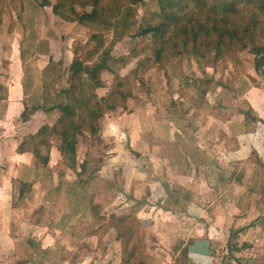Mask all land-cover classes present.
I'll list each match as a JSON object with an SVG mask.
<instances>
[{"label":"rangeland","instance_id":"1","mask_svg":"<svg viewBox=\"0 0 264 264\" xmlns=\"http://www.w3.org/2000/svg\"><path fill=\"white\" fill-rule=\"evenodd\" d=\"M84 1L0 0V31L7 35L5 40L21 29L19 35H41L63 45L51 57L47 47L37 46L47 50L33 69L45 68L43 76L49 82L53 79L54 91L45 90L44 100L43 96L39 100L45 110L58 108L56 102L71 103L68 98L61 101L55 88L71 84L67 76L71 65H64L67 50L72 62L75 56H83V46L95 30L67 20L62 13H71L72 8L91 13L94 4ZM160 1L134 4L132 26L112 46L113 30L103 33L105 47L112 50L108 70L101 75L106 85L97 92L106 95L122 78L131 92L125 106L119 103L100 118L101 132L83 127L76 151L67 149L59 168L48 170L47 156L39 155L42 171L37 174L36 170L35 179L30 177L23 185L29 190L37 184L35 193L31 189L21 198V180L9 187L0 210V264H264V115L249 110L252 105L238 95L235 80L246 74L249 63L255 65L254 47L233 50L225 46L216 51L208 46L206 50L207 44L199 40L201 54H195L190 52L195 42L182 39L184 34L172 40L179 46L159 41L154 32L139 34L164 20ZM222 1L212 7L202 5L197 11L220 9L222 13ZM249 1L236 4V27L243 24L248 11L251 16L257 11ZM190 2L185 0V5ZM115 3L104 0L103 7L109 10ZM119 3L123 10L128 1ZM54 6L62 13H56ZM209 32L217 36L212 26ZM255 35V44H263L264 32L256 29ZM10 48V44L0 48L3 68L9 62L5 57ZM19 51L20 57L13 60H20L25 48ZM246 75L252 77L249 72ZM258 81H264V76L252 77L253 84ZM33 112L28 109L4 123L13 133L27 132L30 127L25 122ZM242 112L256 120L252 128L244 129L254 139L252 147L247 146L249 151L240 142L234 143L225 127L229 115ZM129 113L142 115L147 125L134 145L131 131L138 132L141 125L135 120L134 127ZM34 119L32 124L42 120ZM108 120L113 123L110 128ZM99 132L114 139H92ZM55 135L28 138L26 142L32 145L23 149L32 151L48 142L50 150L52 140L58 142L59 134ZM125 146L129 151H123ZM62 147L63 143L60 152ZM191 254L211 257L212 263L197 262Z\"/></svg>","mask_w":264,"mask_h":264},{"label":"trees","instance_id":"2","mask_svg":"<svg viewBox=\"0 0 264 264\" xmlns=\"http://www.w3.org/2000/svg\"><path fill=\"white\" fill-rule=\"evenodd\" d=\"M115 1L116 3L109 10L103 7L104 0L84 1L83 4H94L91 13H80L74 8H72L71 13H62L58 6H54V11L62 13L67 20L77 21L89 29L95 30V33L90 36L88 44L83 46V49L86 50L85 54L75 56L70 66L71 84L64 92L71 103L60 104L58 108L61 111V116L57 123L53 127L43 126L38 132L39 135L49 136L59 134L63 143V147L60 148L62 153L67 149L74 153L78 143V134L83 133V127H89L93 132L100 131V118L106 113L116 110L120 106L119 103H123L122 105L125 106L131 96V92L127 90L122 78H119L118 83L106 95H100L97 92L98 88H104L106 85L101 75L105 70H108L106 64L111 54V46L122 38L126 34V30L132 26L133 23L130 21V17L134 12L133 5L140 0H127L128 4L123 6V10H120L119 0ZM209 1L191 0L190 3L185 5V0H161L160 8L165 16L164 20L159 21L156 25L151 24L141 30L139 34L145 35L154 32V36L158 37L159 41L165 40L174 46H179L176 41H172L174 37L184 34L182 39L185 38V41L192 40V42H195L192 46L193 50L190 51L195 54H201L199 40H203L207 44L206 50H208V46H211L216 51L223 49L225 46L227 48L229 46L233 50H238V48L244 50L253 45L255 68L259 74L264 76V43L255 44V30L258 29L260 32H264V15H258L257 13L258 11L264 13V0L249 1L251 2L249 6H255L257 11L252 16L248 11V14L244 17L245 21L239 27H236L237 23L234 18L236 17L235 13H237L236 4L242 0H225L222 13L220 9L209 13L203 9L197 11V7L202 5L212 7L216 6L217 3L223 4L222 0H214L213 4ZM196 26L197 29L194 28ZM209 26L217 30L216 37H213V33L209 32ZM109 30H113L114 38L111 41V46L105 47L103 33ZM204 37L209 38V41H204ZM212 38L217 39V41H212ZM221 39L224 40L223 44H219ZM182 47L185 49L187 45H182ZM156 54L159 56L160 52ZM142 64L147 65L146 61ZM28 138L33 139L34 136L31 135ZM24 142L19 149L26 146V140ZM45 144L48 145V142ZM39 148L32 151L40 158V150L37 151ZM25 189L26 187H23L21 194ZM230 238H233V235H230ZM230 251L232 253L233 249Z\"/></svg>","mask_w":264,"mask_h":264},{"label":"crops","instance_id":"3","mask_svg":"<svg viewBox=\"0 0 264 264\" xmlns=\"http://www.w3.org/2000/svg\"><path fill=\"white\" fill-rule=\"evenodd\" d=\"M7 30V29H6ZM3 35L2 43L0 45V48L5 45L10 44V54L6 56L7 67L3 68L1 66L4 64L3 60L0 59V210H1V204L4 200L5 196H8V189L9 187H13L14 182L21 180V186L19 189L20 197L23 198L25 194L33 189V192L35 193L36 185H32L33 188H28L29 190H24L21 194V190H23V185H25L30 177H35L37 174L42 171L41 168L38 166L40 165V159L37 157V155L32 151H25L23 149L22 151H19V147L22 144L24 140H26L31 135H36L39 130L47 125L50 127H53L60 115L61 111L58 108L45 110L44 104L40 103L39 100H41L40 97L43 96L44 100V94L45 90L47 91H54L52 88V82L47 81V77L43 76V72L45 68L40 69L38 72H35L33 67H36L39 65V63L42 61V59L45 56V52L47 49L50 50V57L52 54L55 53L56 49L60 50L58 46H63L61 42H56L55 39H45V37L41 35L37 36H27L25 34L19 35L21 33V29H19L18 35H16V32L12 36V38L8 37L9 39L5 40V33L0 31ZM7 36V35H6ZM5 41V43H4ZM60 41V40H59ZM38 43L36 45L35 43ZM48 45H47V44ZM45 46L47 49L43 50L38 47ZM19 47L25 48L24 54L21 56L20 60L16 61L13 60L12 57L19 56ZM68 51V61L69 64L64 62L65 66H70L72 63V58L69 60V54L70 50ZM1 53V52H0ZM7 53V52H6ZM64 53V50H63ZM33 54V58L30 56ZM35 54V55H34ZM42 56L39 60V56ZM30 58V59H28ZM38 63H33L38 61ZM49 62V61H48ZM3 70H6L5 72ZM70 71V67L68 69ZM245 73L250 75L252 77L259 78L260 74L257 72L255 65L252 63H249V66L247 69H245ZM46 71V70H45ZM46 73V72H45ZM242 74L239 77L235 78L237 80V86L239 87L238 95L243 96L252 106L249 107V110H253L257 112L259 116L264 115V81H262L260 84H253L252 77L250 78L248 75ZM70 78V75H67ZM61 80H65L64 75L61 77ZM261 80V78H260ZM68 87H63L58 89L55 87L58 91V93H61L60 100L63 101L64 97V91L67 90ZM47 88H52L47 89ZM42 101V100H41ZM56 102V99H54ZM67 101V100H66ZM64 101V102H66ZM57 105H60L61 102H56ZM56 105V106H57ZM48 106V105H46ZM31 109L34 110L33 114H31V117L26 120L25 123L28 124L30 129H28L27 132H20L13 133L11 131L10 126H7L4 123V120H14L15 117L18 115H22L26 110ZM248 110V108L246 107ZM225 110V109H223ZM226 111V110H225ZM116 112V111H115ZM254 114V113H252ZM128 116L130 119L132 118V124L133 126L141 125V129L135 133L134 128L131 131L133 133L134 139H133V145L135 142H138L137 139H140L139 137L142 135V129L147 128V125L144 123L143 116H136L135 113H129ZM36 118H42L40 122H36L35 124H32V122ZM137 120L138 124L136 125L134 121ZM108 122L109 128L113 126V123ZM155 122H159L155 119ZM256 124V120L247 119L246 112L237 113L234 115H229V118L226 121L225 127L228 128V133L233 136L234 143L240 142L241 147L246 148L247 146L252 147L254 139H252L251 133L245 132V127L248 125L250 128L253 127V125ZM107 125V124H106ZM33 126V127H32ZM107 127V126H106ZM130 128V127H129ZM8 132V133H7ZM101 132V131H100ZM98 133V137H92V139H101L105 138L108 139V142H111L114 138L112 135L105 136V133L102 132V135ZM13 133L14 135H11ZM109 134V133H106ZM97 135V134H96ZM244 135V136H243ZM17 136V138L15 137ZM54 136H56L54 134ZM53 136V137H54ZM58 138V142H55L52 140V144L50 147V150L47 148L46 144H42L40 146V153L42 156H47L48 158V167L50 169H57L63 164V153L59 151V145L62 143V137L60 135ZM47 138L44 135H38V137H34L33 139H43ZM248 138V139H247ZM31 139V138H30ZM227 139V138H226ZM81 139L79 138V141ZM26 146L32 145L31 143H26ZM128 145V144H127ZM129 151V147H123V151ZM45 150V153H44ZM122 148H118V152L121 151ZM247 151L248 147H247ZM135 154V153H134ZM120 155V154H118ZM136 155V154H135ZM23 162V163H21ZM6 167V168H5ZM37 170V174H35ZM30 184V183H29ZM16 186V185H15ZM88 216L90 218L89 212ZM92 218V217H91ZM54 235V234H53ZM55 236V235H54ZM56 238V236H55ZM197 262L203 261L207 262L210 261L212 263V258L207 256H199V255H193ZM214 263V262H213ZM212 263V264H213Z\"/></svg>","mask_w":264,"mask_h":264}]
</instances>
